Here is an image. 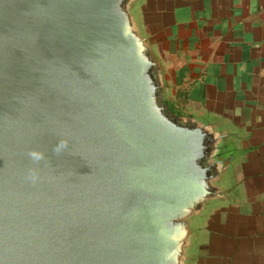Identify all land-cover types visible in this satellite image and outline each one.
<instances>
[{
  "label": "water",
  "instance_id": "95a60500",
  "mask_svg": "<svg viewBox=\"0 0 264 264\" xmlns=\"http://www.w3.org/2000/svg\"><path fill=\"white\" fill-rule=\"evenodd\" d=\"M137 1L0 0V264H190L226 133L170 109Z\"/></svg>",
  "mask_w": 264,
  "mask_h": 264
},
{
  "label": "crops",
  "instance_id": "0c3cea01",
  "mask_svg": "<svg viewBox=\"0 0 264 264\" xmlns=\"http://www.w3.org/2000/svg\"><path fill=\"white\" fill-rule=\"evenodd\" d=\"M168 103L222 126L225 195L195 219L190 264H264V0H138Z\"/></svg>",
  "mask_w": 264,
  "mask_h": 264
},
{
  "label": "clouds",
  "instance_id": "9594fccd",
  "mask_svg": "<svg viewBox=\"0 0 264 264\" xmlns=\"http://www.w3.org/2000/svg\"><path fill=\"white\" fill-rule=\"evenodd\" d=\"M63 146H64V144L61 143V145L59 147H63ZM57 150H59V148ZM30 155L36 160H39V159L42 158V153H39V152H36V151H33L32 153H30Z\"/></svg>",
  "mask_w": 264,
  "mask_h": 264
},
{
  "label": "trees",
  "instance_id": "16d2710c",
  "mask_svg": "<svg viewBox=\"0 0 264 264\" xmlns=\"http://www.w3.org/2000/svg\"><path fill=\"white\" fill-rule=\"evenodd\" d=\"M169 107H170V109H172V110H174V111H176L177 110V108H174V104H169Z\"/></svg>",
  "mask_w": 264,
  "mask_h": 264
},
{
  "label": "flooded vegetation",
  "instance_id": "af4514ba",
  "mask_svg": "<svg viewBox=\"0 0 264 264\" xmlns=\"http://www.w3.org/2000/svg\"><path fill=\"white\" fill-rule=\"evenodd\" d=\"M168 102V101H167Z\"/></svg>",
  "mask_w": 264,
  "mask_h": 264
}]
</instances>
